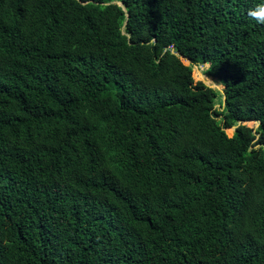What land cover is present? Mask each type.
Returning <instances> with one entry per match:
<instances>
[{
  "label": "trees",
  "instance_id": "trees-1",
  "mask_svg": "<svg viewBox=\"0 0 264 264\" xmlns=\"http://www.w3.org/2000/svg\"><path fill=\"white\" fill-rule=\"evenodd\" d=\"M259 5L0 0V264H264Z\"/></svg>",
  "mask_w": 264,
  "mask_h": 264
},
{
  "label": "rangeland",
  "instance_id": "rangeland-1",
  "mask_svg": "<svg viewBox=\"0 0 264 264\" xmlns=\"http://www.w3.org/2000/svg\"><path fill=\"white\" fill-rule=\"evenodd\" d=\"M205 71V68H200V67H194V79L198 82H203L204 84H207L209 86H211L213 89H215L216 91H218L220 93V95L223 97L222 95V92H223V88L221 86L220 83H215V82H212L208 79H206L204 76H203V73ZM221 100L218 101L217 103V109L220 108V103ZM245 126L247 128H250V129H253V130H256L257 129V125L255 123H247L245 124ZM233 130H226L225 133L226 135L231 138L233 136Z\"/></svg>",
  "mask_w": 264,
  "mask_h": 264
},
{
  "label": "clouds",
  "instance_id": "clouds-1",
  "mask_svg": "<svg viewBox=\"0 0 264 264\" xmlns=\"http://www.w3.org/2000/svg\"><path fill=\"white\" fill-rule=\"evenodd\" d=\"M249 15L252 18L257 19L258 22L264 23V5H259L258 10L256 11H250Z\"/></svg>",
  "mask_w": 264,
  "mask_h": 264
},
{
  "label": "water",
  "instance_id": "water-1",
  "mask_svg": "<svg viewBox=\"0 0 264 264\" xmlns=\"http://www.w3.org/2000/svg\"><path fill=\"white\" fill-rule=\"evenodd\" d=\"M114 4H118L120 7L123 8V10H126V7L121 2H115ZM196 67V66H195ZM211 89H213L211 86H209ZM215 90V89H214ZM223 93V92H222ZM225 100V99H224Z\"/></svg>",
  "mask_w": 264,
  "mask_h": 264
}]
</instances>
